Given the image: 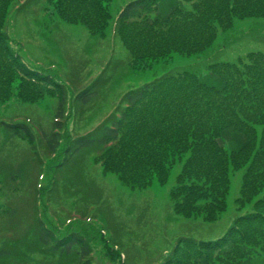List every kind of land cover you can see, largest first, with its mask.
Listing matches in <instances>:
<instances>
[{
	"label": "trees",
	"instance_id": "obj_1",
	"mask_svg": "<svg viewBox=\"0 0 264 264\" xmlns=\"http://www.w3.org/2000/svg\"><path fill=\"white\" fill-rule=\"evenodd\" d=\"M30 1L0 0V99L12 97L14 84L16 97L23 101L33 102L44 93L57 98L51 129L42 131L52 155L63 140L67 108L78 113L91 107L110 79L102 72L89 86L75 88L70 97L60 80L24 62L10 44L7 22L13 10ZM112 1L43 0L58 18L81 23L93 35H104L103 29L112 25L110 31L128 50L133 68L174 53H202L236 19L264 18V0H130L115 19ZM116 62L111 67L107 62L106 73L122 72ZM0 125L7 135L35 143L27 123L1 120ZM86 151L105 171L137 188L154 180L168 182L180 164L172 190L174 209L185 218L208 222L226 210L232 177L241 171L237 198L241 204H251L249 209L236 215L219 236H181L160 264H264V51L211 62L206 72L172 67L129 89L97 128L69 141L63 152L67 156L56 169L71 166ZM36 227L31 254L46 251L58 264H70V259L74 264H92L84 233L57 234L43 219H36ZM23 256L15 248L0 247V261Z\"/></svg>",
	"mask_w": 264,
	"mask_h": 264
},
{
	"label": "rangeland",
	"instance_id": "obj_2",
	"mask_svg": "<svg viewBox=\"0 0 264 264\" xmlns=\"http://www.w3.org/2000/svg\"><path fill=\"white\" fill-rule=\"evenodd\" d=\"M128 1H112L113 19ZM46 7L43 0H31L9 15L7 34L22 60L60 80L70 97L75 88L89 86L102 72L110 80L91 107L78 113L67 108L63 140L52 155L42 131L51 129L57 98L44 93L33 102L23 101L16 97L14 84L12 97L0 99V121L27 123L35 137L31 145L20 135H7L0 125V247L24 252L22 258L0 264H58L46 251L30 252L36 240V219H43L57 234L84 233L90 241L92 264H160L181 236L209 239L223 234L233 218L251 205L241 204L237 198L241 171L232 177L226 210L208 222L185 218L174 209L172 190L180 164L174 166L168 182L154 180L138 188L105 171L89 151L71 166H56L67 156L63 152L69 141L97 128L129 89L172 67L206 72L211 62L234 61L247 52L264 51V18L236 19L231 28L219 31L214 44L202 53H174L157 62L136 63L133 68L128 50L115 38L113 29L110 31L112 25L103 29L104 35H93L83 24L67 23ZM109 60L110 67L119 61L122 72L106 73ZM10 173L16 177L11 179ZM70 264H74L71 259Z\"/></svg>",
	"mask_w": 264,
	"mask_h": 264
}]
</instances>
